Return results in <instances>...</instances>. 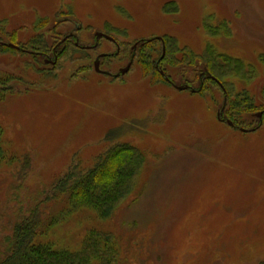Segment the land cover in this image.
<instances>
[{"label":"rangeland","instance_id":"374dc122","mask_svg":"<svg viewBox=\"0 0 264 264\" xmlns=\"http://www.w3.org/2000/svg\"><path fill=\"white\" fill-rule=\"evenodd\" d=\"M68 32L81 46L107 34L121 52L102 37L96 49L74 51L70 39L54 59ZM162 37L177 47L161 68L178 86L190 78L196 92L155 71L162 43L143 42ZM0 43L26 49L0 45L3 147L19 158L0 169V248L13 221L66 206L54 197L62 177L127 143L146 157L131 198L106 222L76 212L48 232L51 241L78 250L90 230L110 229L121 237L123 264L264 260V0H0ZM136 44L130 70L117 76ZM209 51L243 69L224 78L227 97L208 80L198 92ZM102 53L114 54L101 58L105 73L94 65ZM242 93L251 100L235 105Z\"/></svg>","mask_w":264,"mask_h":264},{"label":"trees","instance_id":"16d2710c","mask_svg":"<svg viewBox=\"0 0 264 264\" xmlns=\"http://www.w3.org/2000/svg\"><path fill=\"white\" fill-rule=\"evenodd\" d=\"M153 42H161L163 47V54L157 64L154 63L155 71L171 86L178 85L161 68V64L166 59L175 56V47H177L175 39L162 37L144 41L143 45L149 46ZM0 45L4 44L0 43ZM75 46L77 49L73 47L74 51L82 49ZM40 48L43 47L39 46L38 49ZM17 50L23 51V48ZM88 50H80V52ZM207 55L208 59L204 62L206 74L203 78H201L202 73L199 76V84L201 85L203 82V86L201 85L202 88L198 92L204 90L207 80L213 81L223 90L220 85L222 83L226 91L230 90V86L224 78L234 70L236 73H241L243 71L241 65L230 58H225L226 64L219 63L218 56H215L214 51H209ZM161 71H164V75ZM184 80L186 83L183 84L192 85L189 83L191 82L190 78H184ZM1 91L4 89L0 88V93ZM236 100L235 105H238L242 100L248 102L251 98L247 93H242ZM246 108L251 111L253 108L255 109V104L251 101L246 105ZM18 159V156H6L3 147V128L0 124V169L18 161ZM145 162L146 157L141 150L132 144L125 143L110 148L104 156L98 157L92 167L82 170L75 168L67 173L56 183L54 190V197L57 201L62 197L66 198V206L54 214L46 212L47 208L45 207H36L30 211L29 215L13 221L11 233L6 235L2 241L0 264H123L124 252L121 237L115 230H90L78 250L57 246L47 236L55 226L67 221L73 214L81 210H89L105 222L112 220L121 205L133 195L137 178L141 174ZM258 264H264V260Z\"/></svg>","mask_w":264,"mask_h":264},{"label":"water","instance_id":"95a60500","mask_svg":"<svg viewBox=\"0 0 264 264\" xmlns=\"http://www.w3.org/2000/svg\"><path fill=\"white\" fill-rule=\"evenodd\" d=\"M96 34H97V42H96V44L93 45V46H89V47H95V46H97V45H98V39H99L100 37H105V38H107V39H109V40H114V41H115L114 38H112L111 36H109V35H107V34H104V33H101V32H97ZM154 39H158V38L149 39V40H147V41H152V40H154ZM7 45H8V46H11V47H14V48H17V49H21L19 46L15 45V44H13V43H8ZM136 46H137V44L135 45V47H136ZM101 57H102V55H100V56L96 59V61H95V63H94V65H95V70H96L97 72L105 73V71H103V70L101 69V67H100ZM133 60H134V55H133V57H132L130 63H129L125 68L121 69L120 72H119L118 74H116V75L119 76V75H124L125 73H127V72L130 70L131 65L133 64ZM161 73L164 75V71H161ZM220 85L222 86V88H223V90H224V92H225V95H226V97H227V91H226L224 85H223L222 83H220ZM175 87H176L177 89H179V90H188V89H190L192 92H196V90L193 89L189 84H184V85H179V86H178V85H175ZM201 88H202V86H201ZM225 105H226V103H225ZM223 111H224V107H223V110L219 113V117H220V118H221V116L223 115ZM257 115L262 119V117H263V112H259ZM222 121H227L228 124H229L230 126L235 127V124L233 123V121H231V120H229V119H223V118H222ZM239 128H240V130L243 131V132H251V131H254V129H246V128H243V127H239Z\"/></svg>","mask_w":264,"mask_h":264},{"label":"flooded vegetation","instance_id":"af4514ba","mask_svg":"<svg viewBox=\"0 0 264 264\" xmlns=\"http://www.w3.org/2000/svg\"><path fill=\"white\" fill-rule=\"evenodd\" d=\"M95 34V33H94ZM95 37H96V34H95ZM102 38H105V37H102ZM70 39H75L77 42L75 43V45H77V46H81L80 45V42H79V37L74 33V32H68L66 35H64V38L61 40V41H59L58 42V44L56 45V47H54L53 49H52V54L54 55V59L55 58H57V60H58V58H59V56H58V54H57V47H59L61 44H63V43H66V42H68V41H70ZM107 39V38H106ZM111 42H114V44L116 45V47H117V52L118 53H116V55H118V54H120V52H121V45L115 40H110ZM100 43V42H99ZM99 43H98V45L97 46H95V47H89V46H91V45H88V46H81L82 48L83 47H85V48H83V49H96L98 46H99ZM138 48V44H137V46L135 47L134 46V53H133V55L134 54H136V49ZM23 51H26V49H24L23 48ZM30 53H32L33 55H38V56H43V57H46L45 58V63H53L54 61H52L49 57V54L50 53H48V52H44V51H42V50H32V51H29ZM102 55V57L101 58H104V57H107L108 55H114V54H108V53H102L101 54ZM106 73L107 74H110L109 72H107L106 71Z\"/></svg>","mask_w":264,"mask_h":264}]
</instances>
